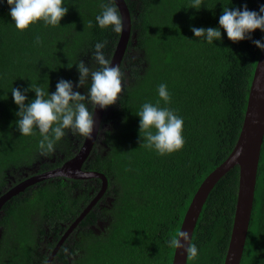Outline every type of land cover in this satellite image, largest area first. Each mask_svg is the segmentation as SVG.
<instances>
[{"label":"trees","instance_id":"16d2710c","mask_svg":"<svg viewBox=\"0 0 264 264\" xmlns=\"http://www.w3.org/2000/svg\"><path fill=\"white\" fill-rule=\"evenodd\" d=\"M132 18V37L121 65L122 92L108 106L100 137L84 169L108 179L105 196L82 220L52 264H173L175 249L166 241L180 232L189 205L202 182L236 146L261 54L251 39L232 42L222 30L214 44L193 41L191 27H217L223 7L259 11L264 0H125ZM61 26L38 22L17 31L9 6L0 8V190L40 167L53 170L73 158L85 138L66 135L49 155H41L39 136H21L18 107L11 88L30 83L55 91L61 79L75 88L78 60L91 67V51L105 41L112 59L120 33L100 29L95 16L103 0H66ZM92 21V27H89ZM40 37L42 44L35 43ZM87 52V54H86ZM71 68L68 66L72 65ZM95 67V66H94ZM170 93L168 107L183 117L184 146L164 156L139 147V117L144 102L155 103L157 87ZM28 99L35 93L29 91ZM27 103V101H26ZM161 106L163 101H161ZM239 167L211 191L192 242L199 250L187 264H224L235 217ZM99 179L46 180L7 202L0 215V264H45L64 233L100 190ZM43 245V246H42ZM46 249L44 253L42 248ZM241 264H264V142L254 207Z\"/></svg>","mask_w":264,"mask_h":264},{"label":"clouds","instance_id":"9594fccd","mask_svg":"<svg viewBox=\"0 0 264 264\" xmlns=\"http://www.w3.org/2000/svg\"><path fill=\"white\" fill-rule=\"evenodd\" d=\"M66 4V0H0V8L9 6L12 25L19 32L38 22L50 27L61 26L60 21L68 11ZM187 8L199 11L202 0H191ZM95 24L100 29H110L115 33L122 31L123 18L116 0H103L102 10L95 16ZM88 26L92 27V21ZM256 29L264 33V4L259 5V11L249 10L246 4L231 9L227 6L223 7L217 27H191L194 34L191 40L214 44V41L221 40L223 30L229 40L239 42L251 39V33ZM35 43L42 44L40 37H36ZM252 43L264 51V37ZM105 46V41L95 43L94 51H91V67L82 60L74 63L79 74L75 88L83 87V94L74 90L73 81L63 78L51 93L48 86L44 88L32 83L23 89L11 88L13 102L18 107L15 126L21 136L38 134L37 148L41 155L52 154L58 142L69 133L92 139L96 127L94 110L97 107L106 109L120 97L124 73L119 65L106 58ZM29 91L35 93L33 99H28ZM157 95L159 99L155 103L144 102L135 115L139 117V147L164 156L183 148L184 120L167 106L171 97L166 84L158 85ZM161 101L164 106H161ZM166 244L169 248L183 250L189 259L195 260L199 255L187 231L171 236Z\"/></svg>","mask_w":264,"mask_h":264},{"label":"water","instance_id":"95a60500","mask_svg":"<svg viewBox=\"0 0 264 264\" xmlns=\"http://www.w3.org/2000/svg\"><path fill=\"white\" fill-rule=\"evenodd\" d=\"M122 13L123 29L111 61L121 67L132 37V18L125 0H116ZM107 109V108H106ZM106 109L94 110L93 138H85L79 152L62 166L43 174H38L20 183L0 198V211L7 201L23 192L27 187L55 178L70 180L99 179L102 187L97 197L85 208L75 222L64 233L50 254L46 264H52L57 253L70 234L78 227L91 209L97 204L108 188V179L102 173L86 171L84 164L89 159L101 131ZM264 142V51L261 52L251 84L247 109L235 148L229 157L216 168L200 185L184 217L180 231H187L193 239L194 231L203 207L216 184L234 167H239V189L231 239L224 264H241L251 216L254 207L257 175ZM183 243V241H181ZM188 257L183 250L175 249L173 264H187Z\"/></svg>","mask_w":264,"mask_h":264},{"label":"flooded vegetation","instance_id":"af4514ba","mask_svg":"<svg viewBox=\"0 0 264 264\" xmlns=\"http://www.w3.org/2000/svg\"><path fill=\"white\" fill-rule=\"evenodd\" d=\"M99 137H100V135H99ZM99 137H98V138H99ZM86 162H87V161H86ZM84 166H85V164H84ZM84 166H83V169H84ZM34 168H35L34 170H30V172H31V173H30V174H31L30 176H29L28 173H25V174H24L25 180H27V179H29V178H31V177H34V176H36V175H38V174H43V173H46V172L50 171V170H47V171L40 172V167H37V166H36V167H34ZM84 170H86V169H84ZM86 171H89V170H86ZM55 179H57V178H55ZM25 180H23V181H19V180L16 181V180L14 179L12 182H10V183L8 184L9 189L4 188L3 190H0V198H1L6 192L10 191L12 188L16 187L17 185H19L20 183L24 182ZM49 180H50V179H49ZM69 180H70V179H69ZM89 180H93V179H89ZM89 180H84V181H89ZM42 182H44V181H42ZM42 182H39V183H37V184H34V185H32V186L27 187L23 192H25L27 189H30V188H36V186H37L38 184L42 183ZM101 187H102V186H101ZM100 190H101V188H100ZM100 190L97 192L96 195H94V197H93V199L90 201V203H91V202L97 197V195L99 194ZM23 192H21V193H23ZM105 194H106V192H105L104 195L99 199L98 202H100V200H102V198L105 196ZM18 195H19V194H18ZM16 196H17V195H16ZM14 197H15V196H14ZM14 197H13V198H14ZM11 199H12V198H11ZM11 199H10V200H11ZM10 200H9V201H10ZM9 201H7V202H9ZM7 202H6V203H7ZM98 202H97V204H98ZM6 203H5V204H6ZM90 203H89V204H90ZM89 204H88V205H89ZM97 204H96V205H97ZM88 205H87V206H88ZM96 205H95L91 210H93V209L96 207ZM87 206H86V207H87ZM3 207H4V206H3ZM3 207H2V209H3ZM2 209H1V211H0V215L2 214ZM73 232H74V231H73ZM73 232H72V233H73ZM72 233H71V234H72ZM71 234H70V235H71ZM69 237H70V236H69ZM69 237H68V238H69ZM61 238H62V237H61ZM68 238H67V239H68ZM67 239H66V240H67ZM42 246H43V245H42ZM42 249H43V251H44V253H45V252H46V249H45L44 247H43ZM53 250H54V249H53ZM51 253H52V251L50 252V254H51ZM50 254H49V256H50ZM47 260H48V259H47ZM46 262H47V261H46ZM45 264H46V263H45Z\"/></svg>","mask_w":264,"mask_h":264}]
</instances>
